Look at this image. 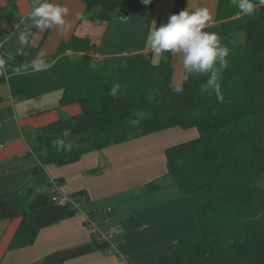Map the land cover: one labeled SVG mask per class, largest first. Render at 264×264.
I'll return each mask as SVG.
<instances>
[{
  "label": "trees",
  "instance_id": "trees-1",
  "mask_svg": "<svg viewBox=\"0 0 264 264\" xmlns=\"http://www.w3.org/2000/svg\"><path fill=\"white\" fill-rule=\"evenodd\" d=\"M81 1V19L110 22L127 15L123 0ZM185 1L173 0L170 15L184 9ZM16 12L15 0L0 6V38L1 21L14 20ZM205 30L216 32L231 49L221 75L222 101L213 88L200 87L207 77L198 74L183 79L178 86L182 91H175L172 54L156 64L144 52L129 54L124 64L96 62L85 53L96 51L95 42L72 34L44 56L47 66L36 70L33 61L39 56L32 43L18 53L0 46V59L5 60L0 83H7L12 97L61 90L60 105L76 102L81 107L78 114L35 128L30 149L38 164L33 173L46 164L72 163L86 152L172 126L197 129V137L164 152L167 172L181 193L209 191L195 208L198 230L178 238L173 251L136 264H264V8L245 16L231 0H218L215 21ZM116 83L120 89L113 97ZM57 138L64 141L62 151L53 146ZM68 143L73 149L63 151ZM147 186L155 188L154 183ZM77 195L86 198L83 190ZM76 213L69 204H56L49 194L35 193L29 186L0 197V220L20 218L13 234L17 239ZM121 225L130 230L141 222L128 215ZM53 257L49 254L37 264H51Z\"/></svg>",
  "mask_w": 264,
  "mask_h": 264
},
{
  "label": "crops",
  "instance_id": "crops-1",
  "mask_svg": "<svg viewBox=\"0 0 264 264\" xmlns=\"http://www.w3.org/2000/svg\"><path fill=\"white\" fill-rule=\"evenodd\" d=\"M15 2L16 18L1 21L0 46L7 52H20L24 44L19 36L29 32V42L44 61V56L54 53L60 42L77 34L95 42V60L108 59L118 64H124L129 54L137 52L149 55L152 62L156 59L147 37L153 30V19H160L158 9L167 23L173 5V0H152L149 5L142 0H123L125 17L93 22L81 19L85 9L81 0H57L70 9L67 29L41 31L27 19L34 4L30 0ZM217 2L186 0L184 8L187 4L193 9L207 8L212 14L211 24L215 21ZM6 5L7 0H0V6ZM171 66V84L181 86L182 57L172 54ZM61 93L53 90L32 98L13 99L7 83H0V197L26 186L35 193L49 194V178H57L64 192L83 190L87 199L81 206L82 212L44 226L36 235L26 238L13 237L19 217L1 219L0 264H37L49 254H54L51 264H136L173 251L178 238L197 231L195 208L200 205V190L188 194L179 191L167 172L164 152L175 142H181L176 139L186 133L191 139L197 137L195 127L172 126L86 152L72 163L46 164L33 173L38 160L30 149L34 142L29 141L25 132L32 133L39 126L81 112L76 102L60 105ZM149 183H154L155 188L150 189ZM128 215L135 216L141 226L126 230L120 225L118 230H112L116 222L121 224ZM87 219L111 233L108 245L99 248L94 244L96 234Z\"/></svg>",
  "mask_w": 264,
  "mask_h": 264
},
{
  "label": "clouds",
  "instance_id": "clouds-1",
  "mask_svg": "<svg viewBox=\"0 0 264 264\" xmlns=\"http://www.w3.org/2000/svg\"><path fill=\"white\" fill-rule=\"evenodd\" d=\"M245 16H253L261 8H264V0H231ZM144 5H149L152 0H142ZM70 9L57 2V0H34V6L28 13L27 19L31 26L38 30L67 29L66 17ZM212 20V14L205 7L190 8L187 6L170 15L167 23L159 27L154 26L147 37L148 45L154 54V64L160 58H166L165 54H178L182 57L184 69L183 79L189 80L190 76L200 75L207 77L200 85L202 89L213 88L216 98L223 100L221 93V75L229 65L227 57L231 49L224 44L220 35L216 32L206 31V26ZM29 32L21 33L19 36L21 44L28 45ZM5 60L0 59V71L4 70ZM120 85L114 84L111 94L116 96ZM180 92L182 88H176ZM139 121H131L132 125H138ZM64 136L69 131L63 132ZM57 151H62L64 141L57 138L53 142ZM73 144L68 143L63 151H71Z\"/></svg>",
  "mask_w": 264,
  "mask_h": 264
},
{
  "label": "built area",
  "instance_id": "built-area-1",
  "mask_svg": "<svg viewBox=\"0 0 264 264\" xmlns=\"http://www.w3.org/2000/svg\"><path fill=\"white\" fill-rule=\"evenodd\" d=\"M91 53L93 54L94 52ZM33 68L36 70L43 69L44 63L42 59L40 58L35 59L33 61ZM12 98L14 99V97ZM48 184H49V196L54 203L60 205L69 204L77 212H82L81 206L86 199L85 197L81 198L77 195V193L69 194L64 192V190L61 188V182L57 178H49ZM86 221L89 227L92 229V231L96 234L95 238L98 242H109V237L111 236L110 232L101 230L90 219H87Z\"/></svg>",
  "mask_w": 264,
  "mask_h": 264
},
{
  "label": "rangeland",
  "instance_id": "rangeland-1",
  "mask_svg": "<svg viewBox=\"0 0 264 264\" xmlns=\"http://www.w3.org/2000/svg\"><path fill=\"white\" fill-rule=\"evenodd\" d=\"M156 10H157V8H156ZM155 10V11H156ZM158 11L161 13H159L160 14V19L158 20L157 18H154L153 19V28H154V26H156V27H159L161 24H164L165 23V16L162 14V11L160 10V9H158ZM114 19H116V17H114L112 20H114ZM156 19V20H155ZM90 52V54L88 53V55H90L91 57H92V59L94 60V61H96L95 60V58L93 57V54L91 53V51H89ZM17 53V52H16ZM87 54V53H86ZM97 62V61H96ZM95 62V63H96ZM43 63H44V67L45 66H47V63H46V61H43ZM25 135H26V137H28V139H29V141H31V142H34V131L32 132V133H29V132H25ZM181 139V140H180ZM184 139L187 141V140H190L191 139V136H190V134H188V133H186V134H184L182 137H180V138H177L176 140H178V141H181V142H184ZM176 144H178V143H180V142H175ZM31 144H33V143H31ZM200 193L197 195V196H199L200 197V205H201V203L205 200V198H207L208 197V195H209V191L207 190V189H202V190H200L199 191ZM117 224H116V226L112 229V230H118V228H120V222H116ZM104 249H107V248H104Z\"/></svg>",
  "mask_w": 264,
  "mask_h": 264
}]
</instances>
